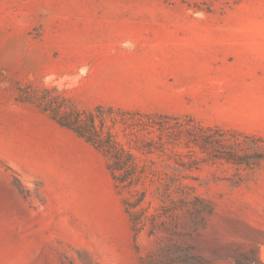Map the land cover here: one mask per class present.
<instances>
[{
  "label": "rangeland",
  "instance_id": "374dc122",
  "mask_svg": "<svg viewBox=\"0 0 264 264\" xmlns=\"http://www.w3.org/2000/svg\"><path fill=\"white\" fill-rule=\"evenodd\" d=\"M70 108L223 140L121 183ZM0 264H264V0H0Z\"/></svg>",
  "mask_w": 264,
  "mask_h": 264
},
{
  "label": "trees",
  "instance_id": "16d2710c",
  "mask_svg": "<svg viewBox=\"0 0 264 264\" xmlns=\"http://www.w3.org/2000/svg\"><path fill=\"white\" fill-rule=\"evenodd\" d=\"M56 121L100 150L106 157L110 170L121 183L132 180L140 173L135 153L160 156L164 154L165 145H174L181 139H184L187 147L197 146L206 152L208 148L219 146L223 140V136H214L213 130L183 123L178 119L171 123L165 118L156 120L147 115L113 109L96 108L94 111L83 112L70 108ZM115 127L127 139L130 138L128 147L118 140ZM225 159L237 162L232 154H228Z\"/></svg>",
  "mask_w": 264,
  "mask_h": 264
}]
</instances>
